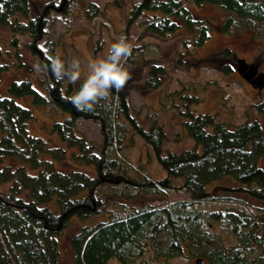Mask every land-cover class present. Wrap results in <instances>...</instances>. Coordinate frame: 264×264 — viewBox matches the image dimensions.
I'll return each mask as SVG.
<instances>
[{
	"label": "trees",
	"instance_id": "16d2710c",
	"mask_svg": "<svg viewBox=\"0 0 264 264\" xmlns=\"http://www.w3.org/2000/svg\"><path fill=\"white\" fill-rule=\"evenodd\" d=\"M190 1L222 8L219 30L247 32L259 39L258 55L264 58L263 0ZM50 5L54 6L45 3L30 17L28 0H0V24L36 39ZM91 6L96 9L95 3ZM135 20L142 30L158 36L184 27L189 38L182 43L188 41L193 47L209 31L184 0H133L124 31ZM31 48L49 71V56ZM216 57L235 62L237 71L240 57L227 46ZM135 60L132 48L126 62ZM230 63L223 61L221 71L230 72ZM5 67L0 61V72ZM161 72L159 63L150 62L144 86L158 87ZM50 80L43 93L28 76L20 75L9 79L0 93V184L4 186L0 187V264H59L56 233L73 216L84 219L98 214L110 196L120 199L104 218L80 223L70 234L74 264H103L110 256L121 264H188L196 256L203 264H264V166L256 164L264 155V124L246 117L231 125L209 112L185 108L183 127L193 143L168 149L163 146V127L154 116L144 125L136 123L126 89H113L93 111L82 112L68 97L84 78L63 82L51 75ZM248 80L254 83L251 77ZM171 91L179 97V89ZM22 94H28L33 104L52 102L63 113L46 126V137L28 133L30 107L13 98ZM196 98L187 94L185 104ZM252 106L264 112V97ZM76 117L100 122L103 138L98 153L93 150L95 143L76 130ZM132 134L144 148V161L137 154L129 160L128 154L120 153ZM150 163L160 172L146 171L144 166ZM221 177L231 183L209 186ZM177 189L186 197L169 198ZM150 195L163 198L141 199ZM184 256V263L174 260Z\"/></svg>",
	"mask_w": 264,
	"mask_h": 264
},
{
	"label": "rangeland",
	"instance_id": "374dc122",
	"mask_svg": "<svg viewBox=\"0 0 264 264\" xmlns=\"http://www.w3.org/2000/svg\"><path fill=\"white\" fill-rule=\"evenodd\" d=\"M131 1L133 0H28L30 17L37 15L45 3L50 2L54 6L46 8L42 34L36 39H32L27 32L12 33L8 26L0 24V61L6 63L5 69L0 72V93L4 91L5 83L9 79L20 75L28 76L31 85L40 92L46 91L47 84L51 82L50 76H53L50 61L48 71L39 62L38 53L33 52L32 45L42 55L59 56L66 66L73 60H79L81 78H85L89 60L105 57L110 44L124 35L133 45L136 57L132 64L125 62L130 79L123 87L127 92L132 115L139 125L146 124L152 116L161 123L165 132L164 148L176 150L192 145L193 141L183 127L185 108L192 112H209L216 120L231 125L246 117H254L264 124V112L256 111L252 106L254 101L264 97V58L258 55L261 45L259 39L249 36L247 32L234 34L220 31L218 25L224 10L216 4H196L190 0H184L186 7L209 26L208 36L197 46H191L188 41L185 45L182 43L183 39L189 38L184 27L160 36L145 32L138 24L143 16L129 23L124 31ZM91 3L96 4L95 10ZM62 6L64 11H61ZM17 19L25 21L26 18L17 14ZM29 42L33 44L30 46ZM224 46L237 57H243L246 63H252L256 71L262 72L263 80L259 84H251L248 77L243 78L235 70V62L230 63L229 59L216 57ZM223 61L232 65L230 72L221 71ZM150 62L159 63L163 67V72L159 73V86L156 88L143 84ZM37 65L41 66L39 71L36 70ZM66 80L67 78L63 82ZM177 89L179 97L171 91ZM187 94H195L196 101L186 105ZM13 98L16 102L30 107L31 116L26 123L30 134L46 137V126L63 114L52 102L43 105L31 103L28 94L14 95ZM74 122L76 130L86 140L95 143L93 150L98 153L103 138L100 122L83 117H76ZM131 136L130 143L121 147L120 153L128 154L125 157L129 160H134L137 154L144 161L143 146L138 145L139 140L134 134ZM54 141L57 142L56 139ZM6 160L7 158L3 161ZM256 164L264 166V155L256 159ZM144 169L160 172L154 163L144 166ZM230 183L229 178L221 177L209 186ZM0 187L4 186L0 184ZM186 195L182 189H177L168 197L184 198ZM162 198L160 195L141 197L150 202ZM119 199L117 196L107 197L98 214L84 219L73 216L56 233L59 264H74L70 258L69 236L77 225L104 218L108 209L116 206ZM185 259L184 256L174 260L184 263ZM193 259L191 257L188 264H195ZM103 264L121 263L110 256Z\"/></svg>",
	"mask_w": 264,
	"mask_h": 264
},
{
	"label": "clouds",
	"instance_id": "9594fccd",
	"mask_svg": "<svg viewBox=\"0 0 264 264\" xmlns=\"http://www.w3.org/2000/svg\"><path fill=\"white\" fill-rule=\"evenodd\" d=\"M133 45L125 38L110 44L107 55L103 58L89 60L86 76L79 89L68 100L78 110L91 112L103 99L109 97L113 89H122L130 79V72L125 67V62L132 53ZM50 70L56 80L67 78L71 82L80 80L81 64L73 60L70 65L59 57H48ZM45 68L48 65L44 66ZM41 66L37 65L39 71Z\"/></svg>",
	"mask_w": 264,
	"mask_h": 264
},
{
	"label": "water",
	"instance_id": "95a60500",
	"mask_svg": "<svg viewBox=\"0 0 264 264\" xmlns=\"http://www.w3.org/2000/svg\"><path fill=\"white\" fill-rule=\"evenodd\" d=\"M237 71L240 73V75L247 79V77H251L254 82H257V80L262 79V72L261 71H256L253 67V64L251 63H246V61L243 59V57L238 58L237 60ZM244 70L243 73L240 71ZM254 76V78L252 77ZM248 80V79H247ZM249 81V80H248ZM251 84H253L251 81H249ZM258 86V85H257ZM195 264H203V259L200 256H196L193 259Z\"/></svg>",
	"mask_w": 264,
	"mask_h": 264
},
{
	"label": "flooded vegetation",
	"instance_id": "af4514ba",
	"mask_svg": "<svg viewBox=\"0 0 264 264\" xmlns=\"http://www.w3.org/2000/svg\"><path fill=\"white\" fill-rule=\"evenodd\" d=\"M253 78H254V76H252ZM263 80V78L262 79H260V80H257V84H259L261 81Z\"/></svg>",
	"mask_w": 264,
	"mask_h": 264
}]
</instances>
